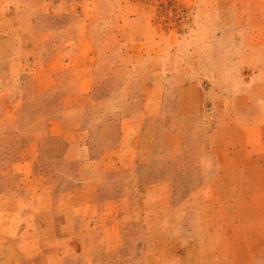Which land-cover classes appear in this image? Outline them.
I'll list each match as a JSON object with an SVG mask.
<instances>
[{
	"label": "rangeland",
	"instance_id": "1",
	"mask_svg": "<svg viewBox=\"0 0 264 264\" xmlns=\"http://www.w3.org/2000/svg\"><path fill=\"white\" fill-rule=\"evenodd\" d=\"M0 264H264V0H0Z\"/></svg>",
	"mask_w": 264,
	"mask_h": 264
}]
</instances>
